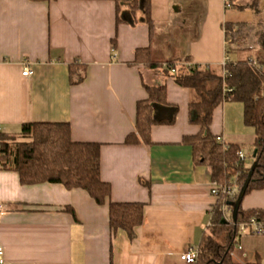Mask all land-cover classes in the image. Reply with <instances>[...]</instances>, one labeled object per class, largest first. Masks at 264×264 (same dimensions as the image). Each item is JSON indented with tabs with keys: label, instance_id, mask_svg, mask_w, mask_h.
Returning a JSON list of instances; mask_svg holds the SVG:
<instances>
[{
	"label": "crops",
	"instance_id": "obj_1",
	"mask_svg": "<svg viewBox=\"0 0 264 264\" xmlns=\"http://www.w3.org/2000/svg\"><path fill=\"white\" fill-rule=\"evenodd\" d=\"M225 1L151 0L156 32L150 39L141 12L134 25L117 24L113 1L0 0V132L68 123L73 141L101 145V178L111 185V201L145 205L130 240L121 230L113 234L108 205L98 206L86 192L23 186L16 172L0 169L5 264H187L183 255L209 231L218 201L210 170L196 165L183 143L200 131L188 119L195 96L164 69L133 63L138 49L150 48L155 61L188 59L222 75L226 23L250 21H227ZM128 13L123 4L121 17ZM72 64L82 69L79 83ZM27 66L30 76L23 75ZM144 85H165L178 113L172 125L151 128L150 143L126 144L136 105L147 98ZM210 130L251 157L255 130L244 122L242 103L220 104ZM241 207L264 209V190L249 193ZM232 255L238 264H264V237L238 231Z\"/></svg>",
	"mask_w": 264,
	"mask_h": 264
},
{
	"label": "trees",
	"instance_id": "obj_2",
	"mask_svg": "<svg viewBox=\"0 0 264 264\" xmlns=\"http://www.w3.org/2000/svg\"><path fill=\"white\" fill-rule=\"evenodd\" d=\"M84 1H113L117 24L134 25L138 20L137 14L141 12V20L148 25L150 39L154 38L156 23L151 17V0ZM227 2L229 8L252 11L256 19L264 12L261 6L264 0H251L246 5L240 4L239 0ZM123 4L129 9L125 17L120 15ZM244 25L226 23V31L230 33L226 35V40L230 46L240 45L243 38L241 28ZM256 35L258 47L264 52V32L259 31ZM184 63H188V59ZM133 64L164 69L177 85L188 89L195 96L188 107V119L190 124L199 126L200 131L197 135L186 136L183 143L192 148L194 163L210 170L213 183L224 185L236 179L238 193L228 205L236 202L251 166L240 163L238 146L222 144L213 136L210 127L213 112L220 104L226 101L242 103L244 122L255 130L250 159L252 164L257 163L245 196L252 191L264 190V61L259 58L234 61L229 57L220 75L211 66H186L176 60L155 61L150 48H145L136 51ZM172 68L176 69V73L170 72ZM69 69L71 78H77V83L83 80L80 74L82 69L78 64L70 65ZM144 88L147 98L136 105L135 131L128 135L126 144L150 143L151 128L155 125H172L178 113L176 106L167 103L165 85H144ZM0 169L16 172L23 186L58 184L67 190L86 192L98 206L108 205L109 225L113 234L121 230L133 240L136 228L143 223V203L111 201V185L101 178V145L73 141L68 123H28L22 125L16 135L0 132ZM222 206L223 201L218 199L209 231L202 236L197 247L196 264H238L232 252L239 225L251 218L264 220V209L245 211L240 207L237 223L233 224L225 218ZM66 211L75 217L72 209L67 208Z\"/></svg>",
	"mask_w": 264,
	"mask_h": 264
},
{
	"label": "built area",
	"instance_id": "obj_3",
	"mask_svg": "<svg viewBox=\"0 0 264 264\" xmlns=\"http://www.w3.org/2000/svg\"><path fill=\"white\" fill-rule=\"evenodd\" d=\"M225 3H226L225 4L226 7L229 8L230 6H229L227 0L225 1ZM224 32L226 35L230 34L228 31H226V28H224ZM227 43H229L228 40H227ZM228 60H229V57L226 56L224 58V62L222 65L223 68H224V66ZM185 65L190 66L189 64H185ZM170 72L172 74H174V73H176V69L172 68L170 70ZM31 74H32V70L28 66L25 67L24 71H23V75L24 76H30ZM0 131H1V128H0ZM237 156H238V159H239L241 164L245 163L246 153L242 149H240L238 151ZM211 193L215 197H217L218 199H221L223 201L222 211L224 213V216L226 219L231 220V222L233 223L232 218H231L233 208H231V206H229L228 203L230 201H234L235 196L238 193V187H237L236 179H232L224 185H218V184L213 183ZM4 210H5V206L0 204V212H2ZM238 228H239V231L242 233H246V234H249L252 236L264 237V220L263 219L251 218L249 221L241 223ZM238 250L243 251L242 246H239ZM245 256H246V254H244V257ZM197 257H198L197 248L196 249L190 248L183 255V259L187 264H196ZM0 264H5L4 249H3L2 245H0Z\"/></svg>",
	"mask_w": 264,
	"mask_h": 264
},
{
	"label": "rangeland",
	"instance_id": "obj_4",
	"mask_svg": "<svg viewBox=\"0 0 264 264\" xmlns=\"http://www.w3.org/2000/svg\"><path fill=\"white\" fill-rule=\"evenodd\" d=\"M251 0H239V3L242 5H246ZM262 8H264V2L261 4ZM129 11V9H128ZM227 21H245L250 20L249 22L245 23V25L241 28V34L243 35L242 41H240V45L230 46L227 45L226 49L228 51V56L236 61V60H246L247 58L251 59H261L264 61L262 57L264 54L262 53L261 49L258 47L257 44V35L259 31L264 32V12L256 19L254 14L250 10H238V9H227L226 12ZM257 21L261 23L258 25ZM263 54V55H262ZM213 69L218 73L221 74L220 68ZM246 153V152H245ZM246 166L252 165V160L247 157L246 154ZM244 254V250L242 251Z\"/></svg>",
	"mask_w": 264,
	"mask_h": 264
},
{
	"label": "water",
	"instance_id": "obj_5",
	"mask_svg": "<svg viewBox=\"0 0 264 264\" xmlns=\"http://www.w3.org/2000/svg\"><path fill=\"white\" fill-rule=\"evenodd\" d=\"M256 167H257V163L254 162L251 165V167H250V171L248 173V177H247L243 187L241 188V190L239 192V195H238V198H237L236 202L229 204V206H231L233 208L232 209V221H233V224L237 223V217H238V214H239V209L241 207L243 199L245 198L246 192L248 190L251 178L253 176V173H254Z\"/></svg>",
	"mask_w": 264,
	"mask_h": 264
}]
</instances>
